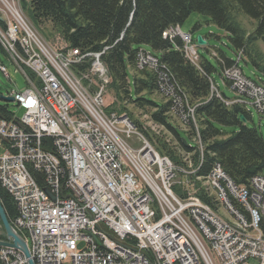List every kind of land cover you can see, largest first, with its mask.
<instances>
[{"label":"built area","instance_id":"obj_1","mask_svg":"<svg viewBox=\"0 0 264 264\" xmlns=\"http://www.w3.org/2000/svg\"><path fill=\"white\" fill-rule=\"evenodd\" d=\"M19 4L0 0V48L30 86L8 95L25 111L23 118H0V148L5 149L0 186L17 205L13 227L34 264H264V178L240 187L216 165L210 179L222 201L239 213V222L214 215L199 197V187L191 193L188 183L178 180L182 174L197 184L196 169L181 168L161 155L128 116L106 112L111 79L103 52L53 50ZM176 37L184 42L186 58L198 65L189 35L178 28L164 33L171 41ZM236 60L223 71L242 97L235 102H249L264 116V89L242 74ZM85 61L89 69L76 73ZM137 67L162 74L159 58L142 49ZM0 70L10 79L1 63ZM161 89L171 93L173 112L195 122V108L179 103L171 84ZM211 91L231 104L213 83ZM133 137L141 147L128 143ZM0 249L6 264H27L21 251Z\"/></svg>","mask_w":264,"mask_h":264},{"label":"trees","instance_id":"obj_2","mask_svg":"<svg viewBox=\"0 0 264 264\" xmlns=\"http://www.w3.org/2000/svg\"><path fill=\"white\" fill-rule=\"evenodd\" d=\"M20 5L46 39L58 36L68 48L78 49L82 54L103 52L101 59L111 78L109 89L116 101L143 110L154 125L168 134L148 133L124 106L120 110L110 107L107 112L126 114L161 155L181 168H188L189 161L196 167L195 177L200 178H207L220 165L240 187H248L254 177H264V137L258 128L248 127L240 120L241 115L247 122L251 120L250 112L238 105L226 107L211 94L210 79L217 69L209 60L201 58L196 66L186 58L179 37L172 41L164 38L168 29L181 28L192 14L202 15L209 24L226 33L235 54L234 60L218 51L221 70L235 65L241 51L242 62L253 68L256 82L264 86V0H20ZM145 47L159 58L162 74L137 67V54ZM89 67L90 61H85L74 70L79 74ZM129 70L133 72L132 80ZM170 84L179 103L195 108V122L182 120L179 112H173V99L167 90L161 89V85ZM156 93L165 102L158 103L154 99ZM12 117L8 106L0 104V118ZM172 118L179 120L188 139ZM196 140H200L203 151ZM49 149L53 151L54 146L51 144ZM198 184L202 190L199 197L218 209L214 195ZM0 201L13 226L18 217L17 205L1 186ZM0 229L3 230L1 220Z\"/></svg>","mask_w":264,"mask_h":264},{"label":"rangeland","instance_id":"obj_3","mask_svg":"<svg viewBox=\"0 0 264 264\" xmlns=\"http://www.w3.org/2000/svg\"><path fill=\"white\" fill-rule=\"evenodd\" d=\"M19 7H20L21 11L23 12L25 18L29 22V24L33 27L35 32L39 34V36L43 39V41L45 43H47V45L49 47H51L53 50H56V51L67 47V44L65 42H63L58 36H54V37L50 38V40L46 39L43 36V34L41 32H39L32 25V23L28 19L27 14L24 12V10L20 6V4H19ZM47 27H48L49 30H51L50 26H47ZM181 31L183 33L192 34V37L194 39H196L198 36H202V37H205V38L208 39L207 45L200 46V47L195 46L194 48L196 50H198V53H199L201 58H205V59L209 60L213 64V66L217 69V71L212 74V76H211L212 80L210 79V82L214 81L216 84H219V86L221 88V90H220L221 93H224L226 95V97L228 99H230V100H227V101H230L231 104L227 105V106L225 105V106L226 107H232V106L238 105V106H242L244 108L249 106V105H247V104H249V102H247V104H246L247 106L239 104L238 101L235 102V100H240V99H242V97L238 98V96H236L234 94V92L231 91L232 89L230 90L228 87H226L221 82V77L224 78V77H226V75H221V72L223 73V69L221 70V67L218 64V62H219V60L217 58V57H219L218 51L223 52L230 59L234 55L233 51L230 48V43H229V40L227 38L226 33L224 31L220 30L219 28H217L216 26H214L212 24H209L208 23V19L206 17H204L202 15H199V14H196V13L192 14L187 19V21L181 26ZM191 45H193V44L191 43ZM145 49L147 51H149V47H145ZM237 55L238 56H236V57L237 58L239 57V60L241 62L240 63V67L243 70L242 74L246 78H250V80H253L258 86H260L261 88L264 89L263 85H261L260 83L256 82L257 78H256V74L253 75V68L251 66H246L242 62V52L241 51L238 52ZM0 62L7 68V71L9 73V75H10V78H11V80H9L0 70V95L1 96H7V95L11 94V92H13V91L24 92L26 89H28V87L30 85L28 84V82H27L25 76L23 75V73L20 72L16 68V65L12 62V60L5 53H3L1 50H0ZM224 68L227 69V67H224ZM129 74H130V79L132 80L133 79V75H132L131 70H129ZM89 78H90L91 82H93V85H94V81L95 80L93 79V77L90 76ZM225 83L226 84L228 83L232 87L231 82H229L228 80H225ZM211 94L213 95L212 91H211ZM154 99L158 103L165 102V100L157 93L155 94ZM0 104L1 105H7L8 108H9V111L14 115L15 119H19L20 120V119L23 118L25 111L22 110L21 108H19V106H17L14 102L5 103V102H1L0 101ZM104 104H105L106 112H107V109H109L110 107H114L117 110H120L123 106L126 107L128 113H132L133 120L139 122V124L141 126H143V129L148 131V133H155V135H162V134L166 135V134H168L160 126L154 125L153 122L151 121L149 115H146L143 110L137 109L133 104H130L128 102H125V103L117 102L114 93L109 88L107 89V92L105 94ZM248 112H250V114H251L250 116L252 117V120H249L248 122L246 121V123H244V124L245 125L247 124L248 127H251V128L252 127L258 128V130L262 133V135L264 137V116L262 114L258 113V111L253 106H249ZM111 113L115 114L117 116L126 115V114H121L120 115L118 112L117 113L116 112H111ZM111 113H108V114H111ZM179 120H180V118H179ZM179 120L177 118H172L173 124L179 130H181L180 132L183 135V137L187 138V136L182 132L183 129H182V126H181ZM181 123H182V121H181ZM141 133H143V132L141 131ZM167 136H168L167 139L171 140V137L169 135H167ZM197 138H199V136H197ZM199 141L200 140H196L195 142H196L198 148H200L199 150L203 151L204 148H203L202 144L199 145V143H198ZM128 143L131 146H133L134 148L141 147V141L139 139H136V137H133V138L129 139ZM150 144L155 148V146L151 142H150ZM4 152H5V149L4 148H0V156ZM187 164H188V168L191 167V170H195L196 169V167H194L193 164H190L189 161H188ZM195 172H196V170H195ZM203 179L198 181V183L199 182L201 183L202 187L204 186L203 185V182H204ZM178 180H180L181 182H183V181L187 182L188 183V189H189V191L191 193H194L197 190V188L200 186L198 183L197 184L192 183L190 180H188V178L184 177L182 179V174L179 175ZM179 186L180 185H178L177 187H179ZM218 209H219V212L225 218H227V216L230 217L229 214L220 205H219ZM80 247H82V245Z\"/></svg>","mask_w":264,"mask_h":264},{"label":"water","instance_id":"obj_4","mask_svg":"<svg viewBox=\"0 0 264 264\" xmlns=\"http://www.w3.org/2000/svg\"><path fill=\"white\" fill-rule=\"evenodd\" d=\"M0 20L4 21V18L1 17ZM196 42L199 46H205L207 44V42L202 38V36H198L196 38ZM222 95L224 96V94ZM0 101L5 102V103H10V102H14V99L12 97L0 95ZM240 120L243 123H246V120L243 115L240 116ZM182 141L184 144H187L186 139H182ZM44 190L52 198V200H55V197L50 194L48 189L45 188ZM0 220L3 226V230L2 231L0 230V236L5 237L7 239L6 242L0 241V247H3V248L8 247V248L19 250L24 254L27 260V264H34L33 260L31 259V255L29 253L28 247L24 239L15 230V228L10 224L7 218V215L5 213V210L1 204V201H0Z\"/></svg>","mask_w":264,"mask_h":264},{"label":"bare ground","instance_id":"obj_5","mask_svg":"<svg viewBox=\"0 0 264 264\" xmlns=\"http://www.w3.org/2000/svg\"><path fill=\"white\" fill-rule=\"evenodd\" d=\"M142 70V69H141ZM32 78H35V76H32ZM211 78V77H210ZM232 91L235 93V95L237 96V90H234L233 87H231ZM163 91L165 89H162ZM165 92V91H164ZM167 94V93H166ZM169 96L171 97V93H169ZM247 96L244 95V98H246ZM179 115L181 116L182 119V112H179ZM178 116V115H177ZM183 120V119H182ZM201 144V142H200ZM187 160V159H186ZM212 173H214V170L212 171ZM211 173V174H212ZM196 174V172H195ZM210 174V175H211ZM199 177H195V180L199 181L203 178H199ZM203 187L209 191V193H211L212 195H214V197L216 198V200L218 201L219 205L229 214L230 217L227 216V218H225V221L228 222H239V213L234 212L233 209H231V207H228L227 204H225V201H222V194L219 193L218 191V186H215V183H213V179H210V176H208L207 178L203 179ZM211 210H213L214 215H220V217H224L220 212L219 209H214L211 206ZM0 258L2 260L3 264H6V260H3V251L2 249H0Z\"/></svg>","mask_w":264,"mask_h":264},{"label":"crops","instance_id":"obj_6","mask_svg":"<svg viewBox=\"0 0 264 264\" xmlns=\"http://www.w3.org/2000/svg\"><path fill=\"white\" fill-rule=\"evenodd\" d=\"M203 38H205V37H203ZM205 40H207L208 41V39L207 38H205ZM234 54V53H233ZM226 55V54H225ZM226 57H228L227 55H226ZM231 59H235V54L233 55V57L231 58ZM132 72V71H131ZM132 74H133V72H132ZM255 74V72H254V70H253V75ZM221 82L226 86V87H228L230 90H231V88L229 87V85H227L226 83H225V81L222 79V77H221ZM217 86L219 87V89L221 90V88H220V86H219V84H217ZM232 91V90H231ZM221 92V91H220ZM233 92V91H232ZM235 94V93H234ZM251 120H252V117H251Z\"/></svg>","mask_w":264,"mask_h":264},{"label":"flooded vegetation","instance_id":"obj_7","mask_svg":"<svg viewBox=\"0 0 264 264\" xmlns=\"http://www.w3.org/2000/svg\"><path fill=\"white\" fill-rule=\"evenodd\" d=\"M2 238H3V240H6L7 241V239L5 237H2Z\"/></svg>","mask_w":264,"mask_h":264}]
</instances>
